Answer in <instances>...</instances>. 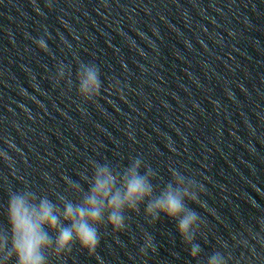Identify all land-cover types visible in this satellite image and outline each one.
Returning a JSON list of instances; mask_svg holds the SVG:
<instances>
[{
	"label": "clouds",
	"instance_id": "clouds-1",
	"mask_svg": "<svg viewBox=\"0 0 264 264\" xmlns=\"http://www.w3.org/2000/svg\"><path fill=\"white\" fill-rule=\"evenodd\" d=\"M34 42L40 50L48 51L43 38ZM80 67L83 72L77 73L78 95L83 101L94 103L101 93L100 69L95 64L83 62ZM53 82L59 86V81L53 78ZM0 157L6 162L9 160L3 151H0ZM89 164L91 175L82 176L87 190L79 182L65 178V191L79 196L77 201L56 192L53 200L47 194L39 195L27 187L20 191L9 190L7 228L0 232V253L5 259L0 264L12 261L14 264H49V257L60 260L74 245H79L88 255H94L100 243L101 226L110 225L117 233L126 230L128 214L139 213L142 205L147 223L154 224L161 216L175 222L190 257L198 260L202 248L195 241L204 221L190 204L203 206L200 199L203 184L173 169L169 181L157 189L153 184L157 173L140 158L131 159L119 170L109 163L89 161ZM149 249L157 251L154 237L145 232L139 251L141 255H147ZM228 259L216 251L207 258V264H228Z\"/></svg>",
	"mask_w": 264,
	"mask_h": 264
}]
</instances>
